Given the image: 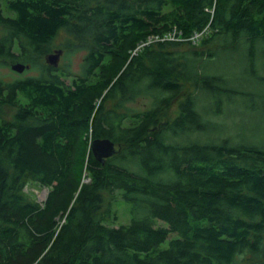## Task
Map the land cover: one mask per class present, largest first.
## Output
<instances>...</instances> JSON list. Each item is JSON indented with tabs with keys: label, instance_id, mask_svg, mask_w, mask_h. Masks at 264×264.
<instances>
[{
	"label": "trees",
	"instance_id": "trees-1",
	"mask_svg": "<svg viewBox=\"0 0 264 264\" xmlns=\"http://www.w3.org/2000/svg\"><path fill=\"white\" fill-rule=\"evenodd\" d=\"M208 25L210 57L245 48L253 71L264 0H0V65L40 68L0 78V264H264V140L204 137L224 126L198 102L221 114L256 94L202 72L197 46L171 51L190 41L139 48ZM61 33L68 54L85 51L80 75L43 61ZM139 97L150 106H128ZM105 137L120 150L102 164L92 142ZM28 183L48 189L42 203ZM116 191L132 215L118 227Z\"/></svg>",
	"mask_w": 264,
	"mask_h": 264
},
{
	"label": "rangeland",
	"instance_id": "rangeland-1",
	"mask_svg": "<svg viewBox=\"0 0 264 264\" xmlns=\"http://www.w3.org/2000/svg\"><path fill=\"white\" fill-rule=\"evenodd\" d=\"M5 13H7L5 11ZM207 36V35H206ZM205 36V37H206ZM63 33L58 34L54 39L52 44V51L54 52L57 49H62L63 53L60 57L59 68L56 70L60 72L63 69H67V66L73 72V76L82 74V64L85 56V51H77L71 54L62 47L64 43ZM188 43V42H187ZM191 43V42H189ZM199 43L181 44L173 47L171 51H174L176 57H187L192 54L191 45L197 46L198 51L202 52L199 58L203 59L201 65L199 66L203 72L205 69L212 73L223 74L227 80L239 89H248L254 91L256 95L252 98L250 96L246 99L238 98L237 103H225L223 113L214 114L216 111L213 107L212 110L210 96H205L201 91H198V102L200 107H205L202 111L205 116L211 117L219 121L220 126L223 125L224 128H221L218 131H214L204 137H212V139L221 140L225 137H230L232 140L237 141L241 138H246L249 141L259 143L264 140V101H262L257 94L264 93V49H258L259 58L255 63L254 69L250 68L249 58L246 56V49L242 48L238 51H227L222 50L218 51L216 56L210 57V51H216L217 42L211 43L209 45H202ZM200 45V46H199ZM199 46V47H198ZM48 53V54H49ZM47 55V54H46ZM46 55L43 58V61L46 65ZM200 63V62H199ZM12 64V63H11ZM10 66H1L0 65V78L4 80H12L20 76H30V75H39L40 68H30L26 69L22 73L14 71ZM54 68V67H53ZM67 71V70H65ZM71 77L67 78L66 81L69 82ZM196 91V90H194ZM258 91V92H257ZM245 101V102H244ZM151 97H139L135 102L128 103V106L136 109L143 110L150 106ZM170 117L174 118L178 113L179 99L172 103ZM114 105L113 101L108 102V106L112 107ZM213 106V102H212ZM10 118V115H8ZM219 126V127H220ZM223 129V131H221ZM30 196L34 195L36 201L42 203L48 193L46 187L40 188L35 186L32 183H28L24 187ZM107 198L112 201L114 207L118 211V220L115 222H109L116 227L128 224L131 221L132 215L130 212L129 204L122 199L118 192L116 191L113 196L107 195ZM156 226H168L165 221L160 219H155ZM180 234L177 232L170 233L169 237L161 243L155 250H161L169 246L170 240L172 238L179 237Z\"/></svg>",
	"mask_w": 264,
	"mask_h": 264
},
{
	"label": "water",
	"instance_id": "water-1",
	"mask_svg": "<svg viewBox=\"0 0 264 264\" xmlns=\"http://www.w3.org/2000/svg\"><path fill=\"white\" fill-rule=\"evenodd\" d=\"M63 53L62 49H57L52 53L46 55V62L49 66L57 68L59 66L60 57ZM11 68L18 72L22 73L26 69L30 68V65H26L21 62H14L11 64ZM120 148L115 141L112 139L97 138L92 142V152L94 157L100 161L102 164H105L106 160L119 152Z\"/></svg>",
	"mask_w": 264,
	"mask_h": 264
},
{
	"label": "built area",
	"instance_id": "built-area-1",
	"mask_svg": "<svg viewBox=\"0 0 264 264\" xmlns=\"http://www.w3.org/2000/svg\"><path fill=\"white\" fill-rule=\"evenodd\" d=\"M210 33L209 25L205 26L201 30H196L194 33L188 37H181V34L178 35L177 29L172 32H168L164 35H150L145 41H143L139 48L149 45L157 41H166V40H178V41H188L191 40L193 43L201 42L202 38Z\"/></svg>",
	"mask_w": 264,
	"mask_h": 264
},
{
	"label": "bare ground",
	"instance_id": "bare-ground-1",
	"mask_svg": "<svg viewBox=\"0 0 264 264\" xmlns=\"http://www.w3.org/2000/svg\"><path fill=\"white\" fill-rule=\"evenodd\" d=\"M203 39V38H202ZM167 41H178V40H167ZM190 42H192L191 40H188ZM193 43V42H192ZM47 196V195H46ZM46 199V198H45Z\"/></svg>",
	"mask_w": 264,
	"mask_h": 264
}]
</instances>
